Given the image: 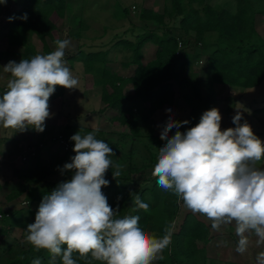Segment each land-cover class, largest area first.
Returning a JSON list of instances; mask_svg holds the SVG:
<instances>
[{
    "label": "clouds",
    "instance_id": "clouds-1",
    "mask_svg": "<svg viewBox=\"0 0 264 264\" xmlns=\"http://www.w3.org/2000/svg\"><path fill=\"white\" fill-rule=\"evenodd\" d=\"M7 2L0 0V4ZM27 18V13L20 17ZM8 19L11 22L14 17ZM55 45L47 55L9 61L3 67L10 78L0 97V126L43 132L51 116L48 101L56 86L79 89L80 80L64 59L70 40H56ZM241 109L232 117L235 127L225 130L220 128L222 118L215 107L204 111L199 123L185 132L179 128L189 121L169 117L160 134L166 143L151 172L158 185L172 192L186 209L208 218L213 230L234 221L238 253L247 250L249 233L255 234L258 245L264 244V167L258 166L264 145L246 121L241 123ZM173 128L177 131L169 137ZM96 131L70 137L75 155L61 171L73 175L42 198L34 222L26 227V242L36 251L46 250L48 264H56L57 257L62 264H77L73 253L81 260L90 254L104 264H152L163 259L164 249L172 243L174 224L167 225L163 237L157 238L140 226L138 215L118 218V210L109 206L101 189L109 184L105 179L109 168L115 167L112 176L116 179L122 166L113 165V150L96 138ZM133 203L136 209H149L139 195ZM257 261L264 264V252ZM32 264H41V259Z\"/></svg>",
    "mask_w": 264,
    "mask_h": 264
},
{
    "label": "trees",
    "instance_id": "trees-1",
    "mask_svg": "<svg viewBox=\"0 0 264 264\" xmlns=\"http://www.w3.org/2000/svg\"><path fill=\"white\" fill-rule=\"evenodd\" d=\"M165 1L170 2L173 13L181 17L176 31L168 29L164 23L166 14L171 17V12H168L167 8L163 14L143 8L139 12V19L157 23L162 28V32L150 31L136 36L135 43L121 40V43L132 52L131 63L136 64V70L131 78L122 79L106 69L107 52L88 54L78 52L74 56L66 57L71 62L79 59L80 56L85 70L92 74L100 85V100L104 108L116 112L112 121L126 126L129 130L128 133L117 134L95 132L97 139L103 140L112 148L113 165L122 166L121 175L116 179H113L112 176L115 167L109 168L105 174V179L109 181V184L102 187L101 191L106 196L107 203L113 209L118 210V218L133 211L132 215L140 217V226L157 238H161L159 235L164 230L154 226L153 217L148 211L136 209L133 203L136 195L146 202L143 194L145 189L142 193L139 190H133V176L141 170L154 167L158 160V155L146 146L147 162L139 166L134 164L133 158L140 125L151 126L161 109L164 106H174L179 96L189 104H192L194 99L201 100L205 108L204 111H206L213 107L216 108L214 84L249 89L259 86L264 80V41L256 33L254 18L257 12L252 10L249 0H236L235 13L226 9L218 10L210 5H205L202 10L191 8L184 11L180 7L182 0ZM65 12L66 0H24L21 10L9 16L14 19L11 22L8 19L6 23L8 43L11 46H22L24 49L22 59H31L35 52L33 46L28 43V33L30 32L41 41L45 53H50L47 39L53 38V33L57 30L56 23L59 19L66 17ZM25 13H27V20H21L20 17ZM260 13L263 14L264 11ZM128 15V9L122 8L115 12L114 17L116 19L128 18ZM79 24H81L80 29H83V23ZM191 32L193 36H189ZM211 33H214L216 38L215 43L210 44L213 46V50L207 55L204 68L198 75L191 71L186 74L187 67L200 60L201 53L206 46L205 35ZM79 34V32L73 33V37L78 38ZM180 34L184 36V39L180 37ZM179 42L186 46L187 42H193L195 45L193 53L179 48ZM146 43L154 44L156 53L153 61L143 65L139 61L141 59L140 52ZM124 82L132 85V92L129 95L123 94L122 84ZM202 88L205 96H202ZM64 89L61 86H56L49 101L62 97ZM193 109L192 115L188 119L189 123L187 126L182 125L179 131L185 132L188 128L199 123L196 118H200L201 115L195 108ZM92 131L94 130L83 128L80 134L85 135ZM175 131H177L176 128L171 129L169 137L174 135ZM143 138L160 147L166 143L160 137L144 136ZM67 141L69 142V140ZM72 149L73 147L64 153V158L66 157L68 161L75 155ZM66 172L73 175L71 171ZM57 185L48 186L39 194V197L34 199L41 201L47 195L48 189L55 188ZM154 190L155 187L148 191L153 193ZM20 194V191L14 192L10 195V200L16 199ZM167 199L171 200L172 207H174L177 197L168 191ZM168 203L169 201L164 203L166 209ZM152 208V205L149 204L148 210ZM8 213L9 216L3 218L2 222H5L7 226H12L16 224L14 218L17 216L12 212ZM173 213L174 208L170 210L168 219L171 220ZM179 236L183 238L181 243L177 241ZM172 239L168 264H190L191 255L194 256V252L189 249L188 244L190 245L193 240H196L204 248L207 243L206 229L203 223L190 221ZM62 247L66 248V245ZM36 258L41 259V264H48L49 253L46 250L29 249L5 264H32ZM73 258L77 260V264H104V262L92 259L90 254L88 258L81 260L78 253H73ZM56 264H62L59 257L56 259Z\"/></svg>",
    "mask_w": 264,
    "mask_h": 264
},
{
    "label": "rangeland",
    "instance_id": "rangeland-1",
    "mask_svg": "<svg viewBox=\"0 0 264 264\" xmlns=\"http://www.w3.org/2000/svg\"><path fill=\"white\" fill-rule=\"evenodd\" d=\"M76 2L73 1L72 5L79 4L81 2L84 10L82 11L83 14H78L79 11L73 9V14H77L78 16H80L84 20V22H86L85 24L89 26V32H86L85 34H83V36L89 37L90 39L91 37L101 35L103 27H105V29L109 28V31L106 32L107 34L105 37L108 36V38H111V36L116 33H110V31L113 30L112 27L118 26V24L112 18V8L115 10L114 12L124 7L128 9L129 17L127 21H124V23L121 25L119 29L120 33L117 31V33L121 35L123 34V32L131 30L127 32L125 36H123H127L126 38H135L138 32L144 30H147L149 32H162V28L158 26L157 23L154 22V25L152 23L145 24L142 22V20L139 19V12L143 8L146 10H152L157 14H163L165 8H167L168 12H171V17H168V15L166 14V16L164 17V23L168 29L173 31L177 30L179 21L181 19V17H178L173 13L172 5L170 4V2H167L165 0H76ZM249 2L251 4L252 10H254L255 13L257 12L254 18V27L256 33L258 34V37L262 41H264V13H260L264 11V0H249ZM205 5H210L218 10L226 9L232 13H235L237 9L236 0H182L180 7L184 11H188L191 8L202 10ZM6 17L8 18L9 16ZM71 20L72 18L68 17L60 25L61 35L67 36V34L64 33L66 31L69 32V35L71 33H77L78 23L77 21L71 22ZM189 36H193V33H189ZM180 37L184 39V36L181 34ZM215 38L216 35L214 33L205 35V50L202 51L200 60L198 62H194L192 63V65L190 64V66L187 67L186 74L189 71L195 72L197 73V75L201 72L202 68H204L205 66L207 55L213 50V46L210 44L215 43ZM37 44L38 43L36 42V45ZM194 47L195 45L193 42H187V46L181 45L180 48L184 49L185 51L188 50L189 53H193ZM247 93L250 94L251 98L246 97L239 99L238 105L234 110L232 108L231 102H229V99L225 98L223 100V97H220V105H218L220 110L219 113H221L220 115L222 118L220 123L222 127H224V130L227 128H231L230 126L232 123V117L236 114L237 109H241V105H243V108L246 106L248 107L249 104H252V99H264V85L256 89H251L247 91ZM172 107L173 108H169L171 109V111H168L167 109V111H162V113L157 116V121H154V128H156V130H154V128H151V130L150 128L143 127V129L138 132L136 149L133 158V162L136 166L147 162V151H145L146 146H148V148L157 155L160 149V146L154 145L153 142L150 143L148 140L143 138L144 136L158 138L160 137L163 128L169 120V117L177 122L184 120L188 121V119L192 115L190 112L194 110L193 108H195V110L197 111L199 110L198 112L200 113V115H202V112L205 109L201 100L194 99L192 100V104H189L181 96H179L178 100ZM249 110L250 109H244L243 111L241 109L243 117L241 123H244L246 121L251 127H253L256 121L251 122L250 117H244L246 113L249 114L252 112V110ZM106 118L109 119L110 117L106 115ZM196 119L200 120V118L198 117ZM102 126L103 127H101L100 130L107 134L126 132V129L122 127H118L113 130L112 127L108 126L107 124ZM185 126H187V124ZM234 127L235 125L233 126V128ZM68 129L69 128L64 130L63 134L67 137V140L70 141L72 148L74 147V142L70 140V137L76 134L77 131L74 130L71 133ZM50 138L51 137L49 134L43 136L41 138L42 140H39L36 145L32 143L27 145L20 154L22 155L23 153H28L33 150L36 153L34 158L31 159L32 161L27 160L23 163L24 165H28L32 162L28 169L29 176L25 177V180L22 181L20 185H17V187H15L18 189H15L14 192L20 191L21 194L16 199H13L14 202H12L11 207L8 205L0 206V209L2 210L0 211V213L12 212V214L17 216H14L17 225L14 224L12 226H9L10 229L8 230V234H0L1 264H5L9 260L16 259L21 254V252L27 251L29 249L35 250L33 246L27 243L25 240L27 234L26 227L28 224L34 222L36 212L41 203V201L37 202L34 198L39 197V194L48 186L70 180L72 177V175L68 172L61 171L63 165L67 162H70V160L68 161V159L66 160V157L64 158V150L61 147H57L55 144H52ZM40 144L41 148H39ZM263 158L264 157H262V159ZM37 159L39 160L36 161ZM153 168L154 167H150L141 170L139 173L133 176L134 183L132 184V188L133 190H139L140 193L144 192L145 189V193H143L144 199L153 207L151 210H148V212L153 217L152 223L154 224V226H156L157 228H162L164 230L167 225L174 224V232L172 238L174 235H177L183 227L185 228L186 224L190 221L203 223L204 228L206 229L207 243L204 248H202V244L197 243L196 240H193L190 245L188 244L189 249L193 250L194 252V256L191 255L190 264H258L257 257L260 253L264 252V244H257L258 238L254 233L248 234L249 245L247 250L244 253L236 252V241H238L239 237H237L235 233V222L233 221V223L230 225H222L219 231H216L212 229L211 221L208 218L199 213H193L190 210L186 209L183 202L178 198L175 202V206L172 207L171 200L167 199L168 191L163 190L158 185L157 178L151 175ZM154 187L155 190L153 193L148 191L149 189ZM55 188L48 189L49 191L47 192V194H50ZM1 201L2 198L0 199V203L3 204V201ZM23 201H26V205H22ZM168 201L169 203L166 209L164 203ZM172 208H174V213L170 220L168 219V215ZM132 214L133 211L127 213V215ZM1 225H6V223L2 222ZM164 234L165 233L163 231V233L159 236L163 237ZM182 239L183 238L179 236L177 238L178 243H181ZM184 243H186V241H184ZM171 244L166 249H164L162 253L163 259H157L153 261L152 264H168V255H170L172 249Z\"/></svg>",
    "mask_w": 264,
    "mask_h": 264
},
{
    "label": "crops",
    "instance_id": "crops-1",
    "mask_svg": "<svg viewBox=\"0 0 264 264\" xmlns=\"http://www.w3.org/2000/svg\"><path fill=\"white\" fill-rule=\"evenodd\" d=\"M73 1L76 2V0H70V2L69 0H66V12H65L66 17L64 19H59L57 21L56 23L57 30L55 31V33H53V38L51 40L47 39V45L49 47V51L52 52L55 50L56 40H63V39L70 40L71 45L68 49L65 50L64 59L66 61V66L71 70L72 74L77 78H79L80 80L79 89H72V90L64 89V94L62 97L53 99L48 102L51 116L50 118L46 119L43 132H37L32 128H28L25 131L20 132L12 128H4L3 126H0V199L2 198L3 201V204L0 203V206L8 205L11 207V204L12 202H14V200H10V195L13 194L15 189H18L15 187H17V185H20V183H22V181L25 180L24 179L25 177L29 176L28 169L32 162L29 163L28 165H24L23 162L21 161L22 155H20L23 149L26 148L27 145L31 143L36 145L37 142L39 140H42L41 138L47 134H49L51 137L50 138L51 143L53 142L52 138L56 137L59 134H62L65 137V139H67V137L63 134L64 130H66L67 128H69L68 130L71 133L74 130L80 133L81 129L83 128L93 129V130L98 129V131H101L100 129L101 127H103L102 125L107 124L108 126L112 127L113 130L118 127H122L126 129L125 130L126 132L123 133L129 132L126 126H122L112 121V118L116 115V112L104 108V105L100 100V85L98 82L95 81L94 76L85 70L82 60L80 59V56L79 59H75L71 62L68 61L66 57L74 56L78 52H81L83 54L94 53V52H107L106 69L111 71L113 74L119 76L120 78L127 80L128 78H131L133 76L136 70V64L131 63L133 60L132 52L130 49L126 48L124 44L121 43V40L135 43L136 36H139L149 31L144 30L138 32L135 38L132 37L126 38L127 36L123 37L127 34V32L131 30H127V31L124 30L125 31L123 32L124 35L123 34L119 35L117 31L119 32L121 25L124 23V21H127L128 18L116 19L114 17L115 10L112 8V13H111L112 18L113 20H115L118 26L112 27L113 30H111L110 33L112 32H116V33L113 36H111V38H108V36L105 37L107 34L106 32L109 31V28L105 29V27H103L101 35L96 37H91L90 39L89 37L83 36V34L89 32V26L85 24L86 22H84V20L80 16H78L77 14H73L74 13L73 9L78 10L79 11V12L77 11L78 14H83L82 11L84 10V7L81 2L79 4L72 5ZM23 3L24 0H8L6 4H0V97H2V95L7 91L6 85L8 79L10 78L9 74L3 72V67L9 61H15L18 63L22 59V53L24 51L22 46H11L8 43V35L6 33L7 25L5 23H7L6 21H8L9 17L7 18L6 16H10L15 12L20 11ZM68 17L72 18L71 22L77 21L78 23L77 33L78 32L80 33L78 35L79 36L78 38L73 37V33L69 35V32L67 31L64 32L67 34V36L60 34V25ZM80 22L83 23V29H80V25H81L79 24ZM142 22L145 24L154 23L152 21H142ZM36 42L38 43L37 45ZM28 43L34 48V52H35L34 56L37 54L47 55L43 49V44L41 43V41L37 38L36 35L30 32L28 33ZM140 53H141V59L139 61L143 65H146L147 63L155 59L156 46L152 43H146L142 47ZM262 85H264V80L259 86L249 89H244L240 87L231 88L230 86L227 85L214 84L213 90L216 97V108L219 110V106H218L220 105L219 99L222 96L223 100L225 98L229 99V102H231L232 108L234 110L238 105L239 99L250 97V94H248L247 91L251 89L259 88ZM122 89H123V94L129 95L132 92V85L130 83L124 82L122 84ZM233 89H239V90H233ZM202 92H203L202 96H204L205 92L203 88H202ZM251 103L252 104H249L248 107L246 106L242 109L243 111L244 109L252 110L251 113L249 114L246 113L244 117H250L251 122L256 121L255 125L251 127V129L253 133L261 140L262 145H264V99L263 100L252 99ZM169 108H173V107L164 106L158 115H160L162 111L163 112L167 111V109ZM198 111L197 113L200 114ZM106 115L110 118L109 119L106 118ZM156 118L154 119V121L156 120ZM233 126L234 124L231 123L230 127L233 128ZM143 127L153 129L154 123L150 127L146 125H140V130H142ZM220 128L221 130H224V127H222L221 123H220ZM154 130H156V128H154ZM38 160L39 159H37L36 161ZM30 161L32 160L30 159ZM258 166L264 167V158L261 159V161L258 163ZM0 211L2 210L0 209ZM1 224H0V234L1 233L2 235L8 234V230L10 229V227Z\"/></svg>",
    "mask_w": 264,
    "mask_h": 264
},
{
    "label": "built area",
    "instance_id": "built-area-1",
    "mask_svg": "<svg viewBox=\"0 0 264 264\" xmlns=\"http://www.w3.org/2000/svg\"><path fill=\"white\" fill-rule=\"evenodd\" d=\"M179 48L181 47V43L179 42L178 44ZM52 144H55L57 147H61L64 152H67L71 149V144L65 139V137L62 135V134H59L57 135L56 137L52 138ZM39 148H41V144L39 145ZM35 151H30V152H26V153H23L22 156H21V161L24 163L26 162L27 160H30L32 158H34L35 156ZM22 205H26V201H23L22 202ZM9 216V213L6 212V213H0V224L2 223L3 221V218H7Z\"/></svg>",
    "mask_w": 264,
    "mask_h": 264
}]
</instances>
